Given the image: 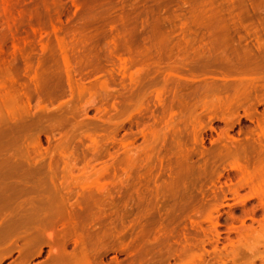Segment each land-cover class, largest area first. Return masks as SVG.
<instances>
[{"label": "rangeland", "instance_id": "1", "mask_svg": "<svg viewBox=\"0 0 264 264\" xmlns=\"http://www.w3.org/2000/svg\"><path fill=\"white\" fill-rule=\"evenodd\" d=\"M0 7L1 264H264V0Z\"/></svg>", "mask_w": 264, "mask_h": 264}, {"label": "bare ground", "instance_id": "2", "mask_svg": "<svg viewBox=\"0 0 264 264\" xmlns=\"http://www.w3.org/2000/svg\"><path fill=\"white\" fill-rule=\"evenodd\" d=\"M6 2H7V1H6ZM8 5H9V4H8ZM0 8H1V7H0ZM3 8H4V7H3ZM6 8H7V7H6ZM6 8H4V9L7 10L8 8H7V9H6ZM1 9H2V8H1ZM4 9H3V10H4ZM9 10H10V9H9ZM9 12H10V11H9ZM11 12H12V11H11ZM0 13H1V12H0ZM4 14H6V12H4ZM12 14H13V13H12ZM8 15H9V14H8ZM10 16H12V15H10ZM0 17H1V15H0ZM4 17L7 18V16H4ZM12 18H13V17H12ZM10 19H11V17H10ZM10 19H9V20H10ZM2 20L4 21V19H2ZM6 20H8V19H6ZM11 20H12V19H11ZM7 22H8V21H7ZM14 22H15V21H14ZM1 24H2V23H1ZM6 26H7V25H6ZM7 28H8V27H7ZM11 35H12V34H11ZM0 51H1V50H0ZM0 59H1V57H0ZM10 99H12V98H10ZM5 100H6V99H5ZM7 101L9 102L8 99H7ZM10 101H11V100H10ZM4 105H7V104L5 103ZM8 105H9V104H8ZM12 105H13V104L11 103V106H12ZM4 107H6V106H4ZM7 107H8V106H7ZM13 107H14V106H13ZM0 108H1V107H0ZM8 108H9V107H8ZM8 108H7V109H8ZM41 110H42V109H41ZM13 111H14V110H13ZM13 111H12V112H13ZM42 111H44V110H42ZM5 112H6V111H5ZM15 112H16V110H15ZM9 114H10V113H9ZM10 116H11V115H10ZM14 116H15V115H14ZM8 119H9V118H8ZM12 119H14V118H12ZM1 123H2V122H1ZM240 181H241V180H240ZM242 181H243V180H242ZM9 187H10V186H9ZM12 187H13V186H12ZM242 187H243V185H242ZM251 187H252V186H251ZM261 188H262V187H261ZM14 192H15V191H14ZM233 192H234V191H233ZM263 193H264V191H263ZM9 195H11V194H9ZM9 197H10V196H9ZM259 197H260V196H259ZM0 198H1V197H0ZM4 198H5V197H4ZM256 198H257V197H256ZM12 199H13V198H12ZM1 200H2V198H1ZM1 200H0V201H1ZM8 200H9V199H8ZM10 200H11V199H10ZM13 201H14V200H13ZM13 201H12V202H13ZM259 201H260V200H259ZM2 202H3V201H2ZM7 204H8V203H7ZM3 205H5V204H3ZM9 206H10V205H9ZM261 206H262V205H261ZM1 207H2V206H1ZM4 207H6V206H4ZM20 208H21V207H20ZM25 210H26V209H25ZM28 210H29V209H28ZM253 210H254V209H253ZM253 210H252V211H253ZM35 212H36V211H35ZM4 213H5V212H4ZM25 213H26V212H25ZM5 214H6V213H5ZM6 215H7V214H6ZM37 215H38V214H37ZM3 216H4V215H3ZM31 216H33V215L31 214ZM38 216H39V215H38ZM22 217H23V216H22ZM11 218H12V217H11ZM29 218H30V217H29ZM47 218H48V216H47ZM4 219H5V218H4ZM7 219H9V218H7ZM7 219H6V221H7ZM25 220H26V219H25ZM27 220H29V219L27 218ZM30 220H31V218H30ZM30 220H29V221H30ZM37 220H38V219H37ZM44 220H45V219H44ZM29 221H28V222H29ZM9 222H10V221H9ZM26 222H27V221H26ZM28 222H27V223H28ZM57 222H59V221H57ZM240 222H241V221H240ZM15 224H16V223H15ZM23 224H24V223H23ZM25 224H26V223H25ZM29 224H30V223H29ZM29 224H28V225H29ZM36 224H37V223H36ZM65 224H66V223H65ZM243 224H244V223H243ZM28 225H26V226H28ZM244 225H245V224H244ZM7 226H8V225H7ZM11 226H12V225H11ZM13 226H14V225H13ZM13 226H12V227H13ZM55 226H56V225H55ZM66 226H67V225H66ZM73 226H75V225H73ZM18 227H19V226H18ZM21 227H22V226H21ZM94 227H95V226H94ZM36 228L38 229V225H37ZM50 228H51V227H50ZM75 228H76V227H75ZM1 229H2V227H1ZM18 229H19V228H18ZM27 229H29V228L27 227ZM69 229H70V228H69ZM230 229H231V228H230ZM239 229H240V228H239ZM9 230H10V229H9ZM14 230H17V229L14 228L13 231H14ZM39 230H40V229H39ZM50 230H51V229H50ZM95 230H96V229H95ZM237 230H238V229H237ZM13 231H10V232H13ZM30 231H31V230H30ZM52 231H53V230H52ZM5 232H6V231H5ZM8 232H9V231H8ZM22 232H23V231H22ZM28 232H29V231H28ZM28 232H27V233H28ZM34 232H35V231H34ZM69 232H70V231H69ZM75 232H76V231H75ZM234 232H235V231H234ZM64 233H65V231H64ZM239 233H240V232H239ZM0 234H1V233H0ZM9 234H10V233H9ZM17 234H18V233H17ZM53 234H54V233H53ZM39 235H40V234H39ZM51 235H52V233H51ZM56 235H57V232L55 233V236H56ZM70 235H71V234H70ZM9 236H10V235H9ZM45 236H46V235H45ZM62 237H63V236H62ZM65 237H66V236H65ZM59 238H60V237H59ZM89 238H90V237H89ZM91 238H92V237H91ZM6 239L8 240L7 237H6ZM56 239H57V237H56ZM2 240H3V239H2ZM18 240H19V239H18ZM0 241H1V240H0ZM3 241H4V240H3ZM3 241H2V242H3ZM19 241H20V240H19ZM49 241H50V240H49ZM51 241H52V240H51ZM51 241H50V242H51ZM62 241H63V240H62ZM65 241H66V240H65ZM85 241H86V240H85ZM2 242H1V243H2ZM34 242H35V241H34ZM52 242H53V241H52ZM57 242H58V240H57ZM12 243H13V242H12ZM29 243H30V242H29ZM54 243H56V242H54ZM54 243H52V244H54ZM62 243H63V242H62ZM10 244H11V243H10ZM14 244H15V243H14ZM14 244H13V245H14ZM59 244H61V243H59ZM55 245H56V244H55ZM78 245H79V244H78ZM81 245H82V244H81ZM262 245H263V244H262ZM2 246H3V245H2ZM21 246H22V245H21ZM25 246H26V245H25ZM238 246H239V245H238ZM242 246H243V245H242ZM250 246H251V245H250ZM16 247H17V246H16ZM18 247H19V246H18ZM26 247H27V246H26ZM26 247H25V248H26ZM38 247H39V246H38ZM55 247H56V248H55ZM251 247H252V246H251ZM253 247H254V246H253ZM253 247H252V248H253ZM3 248H4V247H3ZM3 248H1V249H3ZM59 248H60V246H59ZM244 248H245V247H244ZM246 248H247V247H246ZM5 249H6V247H5ZM7 249H8V248H7ZM17 249H20V248H17ZM22 249H23V248H21V250H22ZM33 249H34V248H33ZM33 249H32V250H33ZM37 249H38V248H37ZM56 249H57V245H56V246L50 245V247H49V251H48V252L51 253V255L53 254V258H50L51 255L48 256V258H50L51 260H54L55 262H57V261L59 262V260L62 262V260H61V259H62V256H61V258H60V255H56V254L58 253ZM73 249H74V248H73ZM73 249H72V250H73ZM76 249H77V248H76ZM255 249H256V248H255ZM255 249H254V250H255ZM3 250H4V249H3ZM8 250H9V249H8ZM21 250H20V251H21ZM59 250H60V249H59ZM64 250H65V249H64ZM254 250H253V251H254ZM13 251H14V250H13ZM24 251H25V250H24ZM24 251H23V252H24ZM27 251H28V250H27ZM73 251H74V250H73ZM240 251H241V250H240ZM253 251H252V252H253ZM10 252H11V251H10ZM37 252H38V255H40V254H41V249H40L39 251H37ZM77 252H78V251H77ZM241 252H242V251H241ZM243 252H244V251H243ZM250 252H251V251H250ZM255 252H258V251L255 250ZM259 252H260V251H259ZM1 253H2V252H1ZM8 253H9V252H8ZM27 253H28V252H27ZM34 253H35V252H34ZM49 253H47V254L49 255ZM231 253H232V252H231ZM239 253H240V252H239ZM244 253H245V252H244ZM244 253H242V254H244ZM246 253H247V252H246ZM246 253H245V254H246ZM23 254H24V253H23ZM31 254H33V253H31ZM261 254H262V252H261ZM33 255H34V254H33ZM55 255L58 256V257L55 258ZM61 255H62V254H61ZM66 255H67V254H66ZM80 255H81V254H80ZM246 255H248V254H246ZM262 255H264V254H262ZM8 256H9V255H8ZM63 256H64V255H63ZM257 256L261 258V256H259L258 254H257ZM82 257H83V256H82ZM82 257H81V258H82ZM84 257H85V256H84ZM242 257H243V256H242ZM242 257H241V258H242ZM253 257H254V256H253ZM255 257H256V256H255ZM258 257H256V258H258ZM14 258H15V257H14ZM27 258H28V257H27ZM64 258H65V257H64ZM87 258H88V257H87ZM94 258H95V257H94ZM235 258H236V257H235ZM260 258H259V259H260ZM79 259H80V258H79ZM91 259H92V258H91ZM251 259H252V257H251ZM254 259H255V258H254ZM2 260H3V259H2ZM2 260H1V261H2ZM21 260H23V259H21ZM44 260H45V261H44ZM48 260H49V259H48ZM51 260H49V262H50V264H51V263L53 264L54 262H53V261L51 262ZM1 261H0V264L2 263ZM13 261H14V260H13ZM13 261H12V263L10 262V263H8V264H31V262L29 261V259H28V260H25V261H20V260H19V262L17 261L18 263H15V262H13ZM64 261H65V260H64ZM77 261H78V257H77L76 263H79V262H77ZM88 261H89V260H88ZM234 261H235V260H234ZM44 262H47L46 259H42L41 261H38L37 263H36V261H35L33 264H45ZM49 262H47V263H49ZM72 262H73V261H72ZM81 262H82V261H81ZM81 262H80V263H81ZM83 262H84V261H83ZM97 262H98V261H97ZM247 262H248V261H247ZM247 262H246V263H247ZM47 263H46V264H47ZM65 263H66V262H65ZM67 263L69 264V262H67ZM246 263H244V264H246ZM57 264H58V263H57ZM84 264H85V263H84ZM86 264H87V263H86ZM249 264H254V261H253V260H252V261H249Z\"/></svg>", "mask_w": 264, "mask_h": 264}]
</instances>
